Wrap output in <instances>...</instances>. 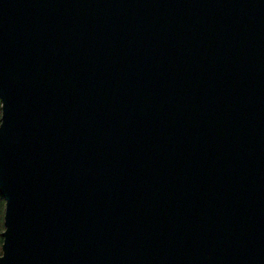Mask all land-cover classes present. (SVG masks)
Listing matches in <instances>:
<instances>
[{
  "label": "water",
  "instance_id": "obj_1",
  "mask_svg": "<svg viewBox=\"0 0 264 264\" xmlns=\"http://www.w3.org/2000/svg\"><path fill=\"white\" fill-rule=\"evenodd\" d=\"M0 101L2 264H264V0H0Z\"/></svg>",
  "mask_w": 264,
  "mask_h": 264
},
{
  "label": "snow or ice",
  "instance_id": "obj_2",
  "mask_svg": "<svg viewBox=\"0 0 264 264\" xmlns=\"http://www.w3.org/2000/svg\"><path fill=\"white\" fill-rule=\"evenodd\" d=\"M0 108H2V105H0ZM4 125V115L2 112H0V128H2ZM2 199H4L6 201L5 204V215H4V219H3V231L0 232V237H4V244L6 245L7 240H6V236H7V232L9 231V228L7 226V210L9 208V200H7L6 197H0ZM0 264H2V258H0Z\"/></svg>",
  "mask_w": 264,
  "mask_h": 264
},
{
  "label": "rangeland",
  "instance_id": "obj_3",
  "mask_svg": "<svg viewBox=\"0 0 264 264\" xmlns=\"http://www.w3.org/2000/svg\"><path fill=\"white\" fill-rule=\"evenodd\" d=\"M0 197H2V196L0 195ZM4 215H5V200L0 198V232L3 231Z\"/></svg>",
  "mask_w": 264,
  "mask_h": 264
},
{
  "label": "trees",
  "instance_id": "obj_4",
  "mask_svg": "<svg viewBox=\"0 0 264 264\" xmlns=\"http://www.w3.org/2000/svg\"><path fill=\"white\" fill-rule=\"evenodd\" d=\"M0 105H1V101H0ZM0 112H1V108H0ZM3 243V238L0 237V255L2 254V244Z\"/></svg>",
  "mask_w": 264,
  "mask_h": 264
}]
</instances>
